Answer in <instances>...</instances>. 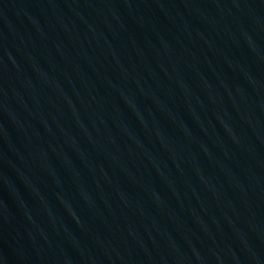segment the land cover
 Segmentation results:
<instances>
[{
  "label": "water",
  "instance_id": "obj_1",
  "mask_svg": "<svg viewBox=\"0 0 264 264\" xmlns=\"http://www.w3.org/2000/svg\"><path fill=\"white\" fill-rule=\"evenodd\" d=\"M0 264H264V0H0Z\"/></svg>",
  "mask_w": 264,
  "mask_h": 264
}]
</instances>
